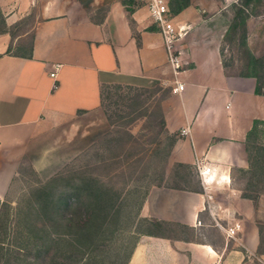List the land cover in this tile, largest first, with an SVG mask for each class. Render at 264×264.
<instances>
[{
  "label": "crops",
  "instance_id": "0c3cea01",
  "mask_svg": "<svg viewBox=\"0 0 264 264\" xmlns=\"http://www.w3.org/2000/svg\"><path fill=\"white\" fill-rule=\"evenodd\" d=\"M236 1L191 0L174 14L176 22L188 26L183 58L189 64L188 53L193 62L180 77V126L190 131L177 143L179 160L213 166L216 179L249 167L246 134L254 119L264 120V93L256 92L255 77L223 68L215 35L219 24L202 14L218 13ZM129 7L131 11L121 0H0L7 26L32 10L40 13L30 54L0 56V198L22 157L42 180L48 179L107 128L100 106L102 83L151 86L171 70L162 35L146 6L133 0ZM19 36L0 33V53ZM216 188L226 194L214 192L207 201L202 191L152 185L139 215L195 229L212 226L226 239L225 246L141 234L134 264H241L243 248L255 252L260 232L254 206L245 199L239 202L241 196L231 185L219 181ZM208 203L218 218L241 223L233 237L213 225ZM259 258L264 262V253Z\"/></svg>",
  "mask_w": 264,
  "mask_h": 264
},
{
  "label": "rangeland",
  "instance_id": "374dc122",
  "mask_svg": "<svg viewBox=\"0 0 264 264\" xmlns=\"http://www.w3.org/2000/svg\"><path fill=\"white\" fill-rule=\"evenodd\" d=\"M237 2L239 0L235 3ZM232 3L230 2L226 9L218 13L203 12L202 14L208 15L209 17L206 16V18L211 20L212 17L216 18L220 26L216 27L215 35L218 39L217 48L223 68L227 72L240 75L243 59L238 39L227 42L223 36L233 16ZM213 14H216L215 17ZM3 18L5 22L4 13ZM38 18L40 13L32 10L11 26H7L5 22V27L11 32L12 37L20 35L16 41L13 40L8 44L10 53L27 54L29 52L32 45L33 26ZM246 23L247 43L255 55L264 62V0L251 10ZM2 25L0 23V26ZM203 36H197V38ZM186 58L191 61L186 66L192 65L193 62L188 53ZM258 72L264 91V67L259 68ZM163 74L162 79L151 86L109 85L105 87L100 106L108 122L107 128L56 172L90 173L100 177L102 181L112 186L116 193H119L122 199L119 228L113 239L105 241L101 246L104 249L101 252L104 264H113V262L120 264L129 247H132L134 241H138L142 236L135 231L145 228L149 223L144 220L147 216L139 214V219L135 222L138 216L136 214L150 186L178 185L197 188L203 192L198 160L195 163L179 160L177 143L183 138L180 134V98L178 93L171 90L173 72L168 70ZM255 139L253 144L264 145V133H259ZM250 157L253 167L248 168L246 172L234 168L229 185L241 196L239 202L244 203L248 200L250 204L252 203L255 221L264 222V149L256 151L255 148H251ZM39 178L29 160L22 157L8 191L2 199L9 200L13 206L16 205L23 200L28 188ZM215 193L222 196L226 194V191H218V188H215ZM246 193L259 196L257 206L252 198L244 196ZM242 206L239 208L241 209ZM240 209L235 213L237 214ZM165 233L176 238L209 240L218 249L227 243L224 236L212 226L195 229L175 222L167 226ZM232 242H228V246L231 247ZM116 251H119L118 259L115 258ZM243 252L245 255L241 264H264L255 252L251 253L244 248ZM132 257L133 251L127 264H134Z\"/></svg>",
  "mask_w": 264,
  "mask_h": 264
},
{
  "label": "trees",
  "instance_id": "16d2710c",
  "mask_svg": "<svg viewBox=\"0 0 264 264\" xmlns=\"http://www.w3.org/2000/svg\"><path fill=\"white\" fill-rule=\"evenodd\" d=\"M121 1L128 11L132 10L129 4L133 0ZM190 2L191 0H168L172 14L180 12ZM262 2L263 0L233 2V16L223 35L227 42L238 39L243 59L242 71L239 74L255 77L257 93H264L258 72L259 68L264 67V62L255 55L247 43L246 20L251 10ZM0 23L3 24L0 26V33L9 31L5 27L1 9ZM9 51L10 48L7 46L0 56ZM109 85L132 86L102 83L101 102L103 91ZM259 133H264V120L254 119L252 127L246 134L248 168L253 167L250 157L251 148H255L256 151L264 149V145L256 146L252 143ZM248 168H238V170L246 172ZM167 186L199 191L193 187ZM244 196L252 198L257 206V197H259L257 194L246 193ZM141 203L142 201L140 206ZM121 204L119 193L100 177L90 173L61 171L45 180L39 178L28 188L23 200L16 205L13 206L9 200L0 198V264H104L101 255L104 249L101 246L105 241L113 239L119 228ZM139 209L136 216L139 214ZM136 218L135 222L138 221L139 215ZM144 220L149 224L135 233L175 237L165 233L167 226L175 222L152 216H147ZM257 223L260 239L255 255L259 257L264 253V222L257 220ZM136 241L132 247H129L120 264L128 263ZM115 258H120L119 251H116Z\"/></svg>",
  "mask_w": 264,
  "mask_h": 264
},
{
  "label": "built area",
  "instance_id": "2783aa9c",
  "mask_svg": "<svg viewBox=\"0 0 264 264\" xmlns=\"http://www.w3.org/2000/svg\"><path fill=\"white\" fill-rule=\"evenodd\" d=\"M143 5L146 6L148 14L152 22L157 26L159 32L162 35L163 43L166 51V59L169 64L171 71L173 72L174 79L171 90L174 93H179L184 84L181 81L180 74L185 71L187 61L183 58V37L187 33L188 26L183 23H178L174 20V14H172L168 0H140ZM51 75H54V72H51ZM188 127H182L180 129L181 135H187L189 133ZM198 170L201 180V185L203 187V193L207 201L214 199V192L216 185L219 181H222L223 184L229 185L230 176L219 175V179H216L213 174L214 167L206 165L203 162H198ZM209 214L214 220L213 225L219 227L223 231L225 236L233 237L238 230L241 228V223L235 221L232 224H229L228 221H224L221 218H218L215 214L213 207L208 203ZM197 222L200 224L201 219H198Z\"/></svg>",
  "mask_w": 264,
  "mask_h": 264
}]
</instances>
